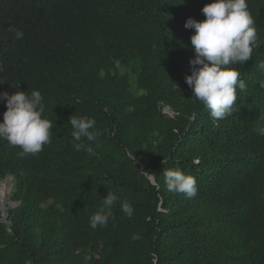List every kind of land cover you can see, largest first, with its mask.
Returning <instances> with one entry per match:
<instances>
[{
  "label": "trees",
  "instance_id": "1",
  "mask_svg": "<svg viewBox=\"0 0 264 264\" xmlns=\"http://www.w3.org/2000/svg\"><path fill=\"white\" fill-rule=\"evenodd\" d=\"M213 2L0 0V93L39 90L52 123L36 155L0 140V185L13 176L19 203L0 221V264H264V0H247L260 46L234 66L246 89L222 120L185 81L184 25ZM73 115L95 120L84 142L98 155L75 150ZM177 168L194 197L167 190ZM109 192L112 217L92 229Z\"/></svg>",
  "mask_w": 264,
  "mask_h": 264
},
{
  "label": "clouds",
  "instance_id": "2",
  "mask_svg": "<svg viewBox=\"0 0 264 264\" xmlns=\"http://www.w3.org/2000/svg\"><path fill=\"white\" fill-rule=\"evenodd\" d=\"M201 11L205 16L203 21L189 18L184 25L186 29L195 31L190 38L195 52V58L190 60L192 74L186 75L185 81L192 89L193 97L208 110L211 118L222 120L233 114L238 100L237 90L243 92L246 89L240 71L234 66L252 59L254 48L260 46L258 34L247 0H214ZM10 30L15 31L16 39L23 38L22 31ZM257 68L264 69V62L258 64ZM260 86L264 87V83ZM0 101H6L7 108L3 114V122H0V140L18 146L22 150L21 155H36L51 143L52 123L43 116L45 105L39 90H30L28 93L16 91L12 95L3 92L0 93ZM69 123L73 128L71 135L75 150L98 155L90 144L84 142L96 139V133L91 131L95 127V120L73 115ZM260 133L264 135V128L260 129ZM163 176L169 192L182 193L188 198L197 194L195 178L179 168L164 169ZM8 177H11L12 191L13 176H7L2 183ZM117 199L111 192L102 199V206L90 217L92 229L107 225ZM10 202L15 205L9 203L5 207L8 215L9 208L19 206L12 198ZM121 211L130 218L134 209L130 203L123 201Z\"/></svg>",
  "mask_w": 264,
  "mask_h": 264
},
{
  "label": "bare ground",
  "instance_id": "3",
  "mask_svg": "<svg viewBox=\"0 0 264 264\" xmlns=\"http://www.w3.org/2000/svg\"><path fill=\"white\" fill-rule=\"evenodd\" d=\"M2 184H3L2 187L0 186L1 187L0 188V194H1L0 202H1V205H3L4 201L7 204L6 200H7L8 197H10L11 188H12V185H11L12 183H11L10 179L4 181ZM10 199H11V197H10ZM10 199H9V203H10Z\"/></svg>",
  "mask_w": 264,
  "mask_h": 264
},
{
  "label": "water",
  "instance_id": "4",
  "mask_svg": "<svg viewBox=\"0 0 264 264\" xmlns=\"http://www.w3.org/2000/svg\"><path fill=\"white\" fill-rule=\"evenodd\" d=\"M9 178H11V177H8L7 179H9ZM7 179H6V180H7ZM10 203H11L12 206L15 205L13 202H10ZM2 212H3V213H2V218H3V219H7L8 216H9V215H8V209L4 208V209H2ZM3 219H0V221H2Z\"/></svg>",
  "mask_w": 264,
  "mask_h": 264
},
{
  "label": "rangeland",
  "instance_id": "5",
  "mask_svg": "<svg viewBox=\"0 0 264 264\" xmlns=\"http://www.w3.org/2000/svg\"><path fill=\"white\" fill-rule=\"evenodd\" d=\"M3 185V184H2ZM2 185H1V187H2ZM0 187V188H1ZM12 192H13V190L11 191V194H12ZM0 197H1V194H0ZM10 197H11V195H10ZM10 197H8L7 198V204H6V202L4 201V203H3V205H1V202H0V213H2V208H5L6 206L8 207V205H9V199H10ZM6 204V205H5ZM5 221H6V219H4Z\"/></svg>",
  "mask_w": 264,
  "mask_h": 264
}]
</instances>
